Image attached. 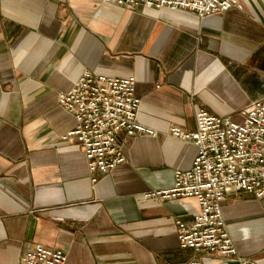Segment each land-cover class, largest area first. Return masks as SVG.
I'll return each instance as SVG.
<instances>
[{"label": "crops", "instance_id": "crops-1", "mask_svg": "<svg viewBox=\"0 0 264 264\" xmlns=\"http://www.w3.org/2000/svg\"><path fill=\"white\" fill-rule=\"evenodd\" d=\"M135 78L137 121L153 134L120 133L125 160L91 174L80 145L61 138L74 116L57 101L82 71ZM264 99V0L200 17L106 0H0V264H20L41 243L65 264H264V194L222 203L237 255L182 248L175 220L195 197L145 198L190 168L195 111L242 119ZM96 176L95 180L92 177Z\"/></svg>", "mask_w": 264, "mask_h": 264}, {"label": "built area", "instance_id": "built-area-1", "mask_svg": "<svg viewBox=\"0 0 264 264\" xmlns=\"http://www.w3.org/2000/svg\"><path fill=\"white\" fill-rule=\"evenodd\" d=\"M117 5L172 9L182 8L200 17L241 9L242 0H106ZM135 78L113 77L84 70L57 101L75 119L74 128L61 138L81 146L91 174L105 173L125 160L120 133L153 134L137 121L139 98ZM170 134L190 140L197 147L191 166L176 170L168 187L150 189L145 198L169 199L193 196L199 211L190 221L175 220L176 237L182 248L207 251L223 257L237 255L222 213V203L229 193L264 194V99L249 101L242 119L209 113L200 107L195 111V128L187 132L178 126ZM96 176L92 177L95 180ZM1 218V214H0ZM240 264H257L250 257H238ZM66 254L41 243L26 248L20 264H65ZM186 264H202L191 258Z\"/></svg>", "mask_w": 264, "mask_h": 264}]
</instances>
